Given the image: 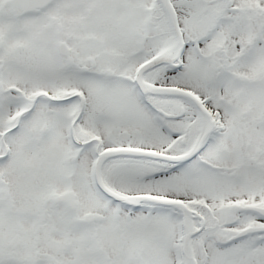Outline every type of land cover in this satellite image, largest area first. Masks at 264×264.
Wrapping results in <instances>:
<instances>
[{"label":"snow or ice","instance_id":"snow-or-ice-1","mask_svg":"<svg viewBox=\"0 0 264 264\" xmlns=\"http://www.w3.org/2000/svg\"><path fill=\"white\" fill-rule=\"evenodd\" d=\"M0 264H264V0H0Z\"/></svg>","mask_w":264,"mask_h":264}]
</instances>
